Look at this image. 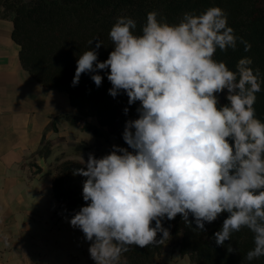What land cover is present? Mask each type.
Masks as SVG:
<instances>
[{"label":"clouds","instance_id":"1","mask_svg":"<svg viewBox=\"0 0 264 264\" xmlns=\"http://www.w3.org/2000/svg\"><path fill=\"white\" fill-rule=\"evenodd\" d=\"M158 17L149 12L140 35L134 19L119 17L109 33L108 58L98 60L103 43L94 38L95 49L77 60L74 86L81 74L108 70L109 94L123 91L129 105L140 107L123 131L133 151L114 145L101 158L81 157L86 170L74 174L87 177L88 203L70 224L91 242L96 264H119L129 246L144 248L168 238L165 218L180 214L186 226L194 222L192 230L203 232L206 223L227 213L214 233L217 246L247 228L254 247L246 259L264 257V122L254 107L264 77L250 57L239 59L235 70L214 58L218 50H235L238 42L245 52L251 44L235 34L219 7L184 13L178 24ZM91 79L99 87L103 77ZM225 91L228 103L221 105L218 94ZM227 251L237 249L228 244Z\"/></svg>","mask_w":264,"mask_h":264},{"label":"trees","instance_id":"2","mask_svg":"<svg viewBox=\"0 0 264 264\" xmlns=\"http://www.w3.org/2000/svg\"><path fill=\"white\" fill-rule=\"evenodd\" d=\"M210 7H219L227 15L228 25L235 34L251 44V50L244 51V45L237 43L235 50L215 53L216 60L226 62L230 70H235L239 59L247 56L253 60L251 67L259 69L264 77V0H0V18L10 19L13 23L12 39L20 46V62L23 68L41 85L52 90L66 92L70 103L77 110V115L62 117L81 131L94 135L97 141L110 142L115 135L118 143L111 145L133 151L123 139L126 121L138 118L137 108L140 103L129 105L128 96L121 91L116 97L109 94L112 87L107 79L108 70L81 74L78 84L73 85L77 60L83 51L95 49L98 38L103 44L97 50L98 60L105 61L113 50L109 37L112 26L121 16L136 21L135 34H142L149 12L156 11L158 18H164L169 24H178L184 13H203ZM93 40L89 45V41ZM103 77L99 87L91 79L92 75ZM226 91L218 94L221 105L227 104ZM254 105L256 117L264 122V83L256 94ZM128 112L125 114L124 109ZM94 118L97 124L80 120ZM92 146L82 142L75 151L91 150ZM48 158L51 155V143L46 142L39 151ZM62 154L60 159L65 157ZM101 158L100 156H95ZM65 173L86 166L72 161L63 163ZM39 170V169H38ZM79 175V174H77ZM83 181L87 179L79 175ZM52 196L63 214L73 217L88 202L83 197L77 198L66 191L62 177H54ZM227 213L221 214L212 223H206V231L192 230L185 225L180 214L175 219L162 221L169 230L172 242L179 248L182 256H189L191 264H264V257L248 261L246 254L254 247L253 233L247 228L232 234L230 241L223 247L217 246L214 233L222 227ZM189 220L194 218L189 215ZM155 226V222H152ZM162 233L156 239L161 240ZM162 242L140 248L129 246L122 254L119 264H154L167 244ZM228 244L237 251L229 253Z\"/></svg>","mask_w":264,"mask_h":264},{"label":"crops","instance_id":"3","mask_svg":"<svg viewBox=\"0 0 264 264\" xmlns=\"http://www.w3.org/2000/svg\"><path fill=\"white\" fill-rule=\"evenodd\" d=\"M12 30V21L0 18V264H96L91 242L54 200L50 173L78 143L93 150L98 141L84 140L88 132L62 118L77 115L66 92L44 87L23 68ZM86 121L97 124L89 118L79 125ZM46 142L48 158L39 153Z\"/></svg>","mask_w":264,"mask_h":264},{"label":"rangeland","instance_id":"4","mask_svg":"<svg viewBox=\"0 0 264 264\" xmlns=\"http://www.w3.org/2000/svg\"><path fill=\"white\" fill-rule=\"evenodd\" d=\"M84 124V123H82ZM94 139V135L91 133H86L84 136V140L91 141ZM95 141V140H93ZM82 143V142H81ZM118 143V139L115 135L111 136L110 142L98 141L95 144V148L92 150H84L76 152L75 148L72 153H70L68 158L63 157L62 159L58 158L56 160L55 166L52 168L53 177H62L66 191L73 195L74 197L80 198L83 195V179L74 173H65L63 170V163L65 161H72L81 163V157L86 162L89 154H93L94 156L103 157L111 152V145ZM80 144V143H78ZM77 144V145H78ZM76 145V146H77ZM74 159V160H72ZM84 165V164H82ZM86 166V165H84ZM167 244L163 251V253L156 258L154 264H191V260L189 256H182L179 252V248L172 242L171 238H167Z\"/></svg>","mask_w":264,"mask_h":264}]
</instances>
